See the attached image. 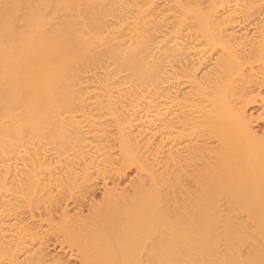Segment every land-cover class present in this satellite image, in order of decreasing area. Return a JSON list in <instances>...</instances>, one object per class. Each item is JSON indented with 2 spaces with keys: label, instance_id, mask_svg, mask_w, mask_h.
<instances>
[{
  "label": "bare ground",
  "instance_id": "bare-ground-1",
  "mask_svg": "<svg viewBox=\"0 0 264 264\" xmlns=\"http://www.w3.org/2000/svg\"><path fill=\"white\" fill-rule=\"evenodd\" d=\"M0 264H264V0H0Z\"/></svg>",
  "mask_w": 264,
  "mask_h": 264
},
{
  "label": "rangeland",
  "instance_id": "rangeland-1",
  "mask_svg": "<svg viewBox=\"0 0 264 264\" xmlns=\"http://www.w3.org/2000/svg\"><path fill=\"white\" fill-rule=\"evenodd\" d=\"M164 4V3H163ZM161 5H162V3H161ZM52 252V251H51Z\"/></svg>",
  "mask_w": 264,
  "mask_h": 264
}]
</instances>
